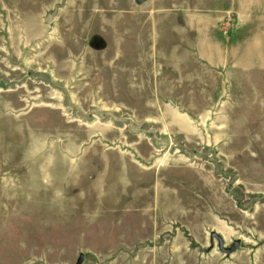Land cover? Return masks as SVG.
<instances>
[{
  "label": "rangeland",
  "instance_id": "obj_1",
  "mask_svg": "<svg viewBox=\"0 0 264 264\" xmlns=\"http://www.w3.org/2000/svg\"><path fill=\"white\" fill-rule=\"evenodd\" d=\"M80 255L264 264V0H0V264Z\"/></svg>",
  "mask_w": 264,
  "mask_h": 264
},
{
  "label": "water",
  "instance_id": "obj_2",
  "mask_svg": "<svg viewBox=\"0 0 264 264\" xmlns=\"http://www.w3.org/2000/svg\"><path fill=\"white\" fill-rule=\"evenodd\" d=\"M57 10V5H54L50 11H48L45 16L42 17V21L44 24H48L53 19L55 12ZM215 237L218 242V249L220 252L224 253L226 256L230 255L234 251H236L239 248V241L235 240L228 248H223L221 244V240L214 234L211 233V238ZM83 260V256L80 255L79 258L76 261V264H79Z\"/></svg>",
  "mask_w": 264,
  "mask_h": 264
}]
</instances>
